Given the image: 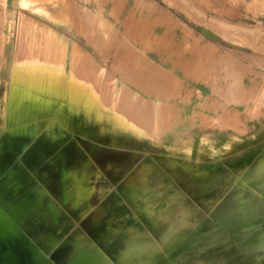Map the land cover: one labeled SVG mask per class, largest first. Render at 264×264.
Here are the masks:
<instances>
[{
  "label": "rangeland",
  "instance_id": "rangeland-1",
  "mask_svg": "<svg viewBox=\"0 0 264 264\" xmlns=\"http://www.w3.org/2000/svg\"><path fill=\"white\" fill-rule=\"evenodd\" d=\"M220 3L0 0V153L54 148L28 154L52 168L58 199V221L26 222L32 249L15 247L18 259L115 264L103 258L155 251V264H264L250 240L264 219L242 229L230 191L242 171L264 182V11ZM219 130L213 153L201 139ZM64 181L88 190L84 208L62 206ZM12 243L0 241L1 258Z\"/></svg>",
  "mask_w": 264,
  "mask_h": 264
},
{
  "label": "bare ground",
  "instance_id": "bare-ground-1",
  "mask_svg": "<svg viewBox=\"0 0 264 264\" xmlns=\"http://www.w3.org/2000/svg\"><path fill=\"white\" fill-rule=\"evenodd\" d=\"M231 1H239V0H231ZM205 2L207 3L208 1H205ZM205 2H204V4H205ZM222 2L223 3L216 5V7L218 9L217 12L220 11L221 13L223 12L227 15H233L239 9V4L236 5L238 2L235 3V5L230 4L229 0H222ZM241 4H242V10L244 12L243 14L245 16H251V13H254V12L257 13L259 11H262V12L264 11V0H242ZM208 5H209V3H208ZM187 6L189 7L188 4H187ZM190 7H192V6H190ZM99 8H101V7L99 6ZM210 8L208 9V11H210ZM240 9H239V11H240ZM205 10H207V9H205ZM211 19L213 20V18H211ZM188 41H189V39H188ZM257 98H259V97H257ZM263 105H264V98L262 101L257 102V107H260L258 110V111H260V113L262 111L261 110L262 107H264ZM257 113H259V112H257ZM252 123H254V122H252ZM258 123H259V121H258ZM254 126H252V127H254ZM258 130H260V129H258ZM221 133H227V132L219 130L216 133L214 138L201 139L202 143H205V144L210 146V150L213 153L218 152V149L216 148L215 144L217 142L218 137L220 136L219 134H221ZM255 133H257V132H255ZM115 135L118 136L117 134H115ZM62 136H64V134L62 132H60L59 130L55 129L51 137L53 138L54 142L56 143V142H58V138L62 137ZM152 137L155 138L154 133L151 135V137H149V140H151V143L153 141ZM230 137H232L234 142H237L240 139L239 137H233V135H231V134H230ZM248 142H249V140H248ZM224 147H226L229 150H232L233 147H235V146H233L231 143H228ZM191 148H192V146L190 147V145L186 144L183 147H181L179 150H182L183 154H186L188 156H192L191 155ZM30 152L31 151H29L28 153H30ZM52 152L54 153V148H52L51 146L43 147L41 145H38V146H34L32 148L31 154H34L33 155L34 158H37V160L39 161V160H43L47 155L51 154ZM54 160L56 161V159H54ZM165 163H166V161H165ZM150 166H151V163H150ZM8 169L14 170V167L10 166L8 163H4V164L0 163V173L3 172L4 170H8ZM68 172H69V170H68ZM37 175H38L39 180H38V182H36V184L34 185V188H33L35 190L34 195H35L36 204L33 205L32 209H29V210L24 209V207L27 206L26 204L30 201L29 196L24 198V200H22V201H18V197L16 195H12V194L6 195V194L0 192V241L6 242L9 244L11 243V241H13V243L10 246V248H11L10 252H12V254H10L9 258L8 257L7 258H1L0 257V264H34L33 260H31L29 262H24V261L18 259L16 254H15V251H14L15 247H25V248L28 247V248H30V250L32 249L30 247L29 243L24 242L23 239L20 238V236H21L20 234L23 231L27 230V227L25 226L26 222L30 221L31 219L33 220L34 223L42 222L43 220H54L55 222L58 221V216H56V211L54 209L56 207V205L54 203L58 199H57V195L52 193V190L54 188L53 186H55V180H54L55 173H53L52 168H50L49 166H44V168L37 169ZM66 175L69 176L70 173H67ZM260 177L261 176L259 175V173H257V171L254 169H251L249 171H242V176L235 178L233 183L231 184V190L230 191L232 192V190L234 189L235 197L240 204V209L242 210V229L251 228L257 222L260 223V220L264 219V191L262 189L264 187V182L261 181ZM63 187H65V190H64V194L62 195V204H64L62 206L67 207V208H71V207H73V208L74 207H80V209L84 208L83 205L86 202L88 190L85 189L84 191H82L81 187L73 189L70 186H68L65 181L63 183ZM200 189H201V187H200ZM50 190H51V192H50ZM48 193H49V196H47ZM45 196H47L48 203L45 205L44 208H41L42 207L41 202L45 198ZM77 203H83V204L82 205H75ZM135 204H136V202H135ZM80 214H84V212L80 211ZM158 217H162V215H158ZM251 237L252 238L250 240L254 241L257 245L264 246V228L262 230L258 231L257 234L256 233L253 234ZM50 244L51 243H47L46 246L48 247ZM158 245H159V248H162L163 250L168 251L169 249H171V247L177 248L179 243H162V244H158ZM37 251L41 252V254H44V248L43 247L37 248ZM154 257H156L155 251H150L149 253L144 254V255L128 254V255H125L124 258H121V257L116 256V255L113 256V255L109 254L103 258L102 262L103 263L114 262L115 264H155L153 261ZM138 258H141L140 262L137 260ZM45 262L48 264L49 263L48 259L47 260L45 259ZM82 262H84L82 256L81 257L80 256L79 257L69 256L66 258L65 264H82ZM39 263L40 262L38 261V264ZM166 264H172V262L170 261V262H167Z\"/></svg>",
  "mask_w": 264,
  "mask_h": 264
},
{
  "label": "crops",
  "instance_id": "crops-1",
  "mask_svg": "<svg viewBox=\"0 0 264 264\" xmlns=\"http://www.w3.org/2000/svg\"><path fill=\"white\" fill-rule=\"evenodd\" d=\"M0 146H2L1 143ZM13 162L15 163L14 165L12 164ZM31 162L32 155L28 153H0V163H8L10 166L14 167V170L8 169L0 173V192L6 195H16L18 197V201H22L24 198L29 196L30 201L26 204L27 206L24 207V209L28 210L32 209L33 205L36 204L34 195L35 190L33 188L36 182L39 180L37 169L34 168L35 164ZM17 163L23 164L24 167L22 168V165H17ZM47 196H49V193ZM47 196H45V198L42 200L41 208L45 207L43 205L44 202L48 203Z\"/></svg>",
  "mask_w": 264,
  "mask_h": 264
}]
</instances>
